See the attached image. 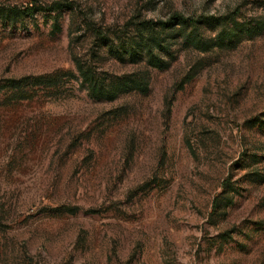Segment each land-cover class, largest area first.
<instances>
[{
  "label": "rangeland",
  "instance_id": "obj_1",
  "mask_svg": "<svg viewBox=\"0 0 264 264\" xmlns=\"http://www.w3.org/2000/svg\"><path fill=\"white\" fill-rule=\"evenodd\" d=\"M0 85V264H264V0H0Z\"/></svg>",
  "mask_w": 264,
  "mask_h": 264
},
{
  "label": "trees",
  "instance_id": "obj_2",
  "mask_svg": "<svg viewBox=\"0 0 264 264\" xmlns=\"http://www.w3.org/2000/svg\"><path fill=\"white\" fill-rule=\"evenodd\" d=\"M63 6V3L59 2V1H55L53 2L50 6H48L49 10H57L59 8H61ZM12 10V9H11ZM14 10V9H13ZM30 10L29 7H26L24 8V10L22 11V13H27L28 11ZM14 14V13H12ZM190 21H193V19L189 18V17H185L183 16L182 14L180 13H173L167 21H158V22H145V24H143V27H144V30H151L153 29L154 27H161V28H169V27H172L174 25H187L188 23H190ZM150 28V29H149ZM155 40L154 43L155 44H161L159 43L160 40H157L156 37H154ZM149 39L147 38V36L145 37V41L147 42ZM150 43H147V46H149ZM154 46L153 43H151V48ZM131 49V48H130ZM152 50L150 49L149 53L151 52ZM90 79H92V75L90 76ZM11 84L14 86V87H18L20 85V81H16L14 79L10 80ZM138 85L140 86L141 83H138ZM91 89L92 90H97L98 91V94L100 95H104V96H111V92L112 89H103L101 86H96V84L94 82H91ZM5 86L4 85H0V90H2ZM103 89V90H102ZM215 202H216V199L214 200V205H215ZM64 208V207H63ZM67 210L69 212H75L76 208L75 207H68Z\"/></svg>",
  "mask_w": 264,
  "mask_h": 264
}]
</instances>
